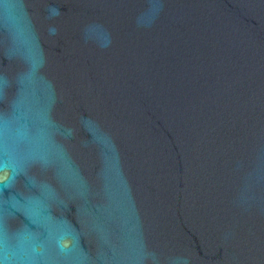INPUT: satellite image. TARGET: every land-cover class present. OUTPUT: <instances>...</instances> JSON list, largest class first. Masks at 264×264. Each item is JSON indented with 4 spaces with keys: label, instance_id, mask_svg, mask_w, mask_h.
I'll return each instance as SVG.
<instances>
[{
    "label": "water",
    "instance_id": "1",
    "mask_svg": "<svg viewBox=\"0 0 264 264\" xmlns=\"http://www.w3.org/2000/svg\"><path fill=\"white\" fill-rule=\"evenodd\" d=\"M0 264H264V0H0Z\"/></svg>",
    "mask_w": 264,
    "mask_h": 264
}]
</instances>
